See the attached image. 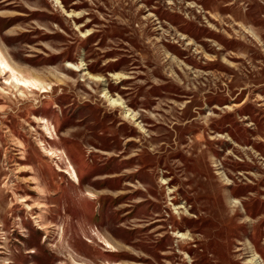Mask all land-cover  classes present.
<instances>
[{
  "label": "rangeland",
  "instance_id": "1",
  "mask_svg": "<svg viewBox=\"0 0 264 264\" xmlns=\"http://www.w3.org/2000/svg\"><path fill=\"white\" fill-rule=\"evenodd\" d=\"M0 56V264H264V0H0Z\"/></svg>",
  "mask_w": 264,
  "mask_h": 264
},
{
  "label": "bare ground",
  "instance_id": "2",
  "mask_svg": "<svg viewBox=\"0 0 264 264\" xmlns=\"http://www.w3.org/2000/svg\"><path fill=\"white\" fill-rule=\"evenodd\" d=\"M69 16H71V13L66 12ZM70 67L74 68L77 71H82L85 69L84 65L81 63L80 65H69ZM0 71L1 72H8L9 77L7 81L11 82L15 86H21V87H27L32 88L34 90L36 89H43V87H40V83L37 80L34 79H28L25 78L15 67H13L9 62H7L4 58L0 56ZM86 76H88L92 80H98V81H104V78L91 75L90 73L86 72ZM117 75V74H115ZM103 98H105L110 105L114 107H122L125 110L126 117L131 118L133 121L137 120V113L132 111L131 109H128L124 106L122 100L120 98H114L109 95L108 92H103ZM137 126L143 130L142 126L137 123ZM75 178L78 179L77 175L75 174ZM182 236V235H180Z\"/></svg>",
  "mask_w": 264,
  "mask_h": 264
}]
</instances>
